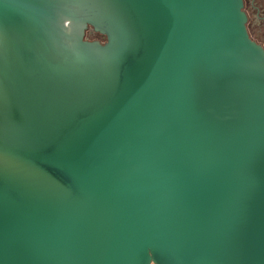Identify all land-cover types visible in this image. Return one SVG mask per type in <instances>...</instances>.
<instances>
[{
  "label": "water",
  "instance_id": "95a60500",
  "mask_svg": "<svg viewBox=\"0 0 264 264\" xmlns=\"http://www.w3.org/2000/svg\"><path fill=\"white\" fill-rule=\"evenodd\" d=\"M242 6L0 0V264H264Z\"/></svg>",
  "mask_w": 264,
  "mask_h": 264
},
{
  "label": "flooded vegetation",
  "instance_id": "af4514ba",
  "mask_svg": "<svg viewBox=\"0 0 264 264\" xmlns=\"http://www.w3.org/2000/svg\"><path fill=\"white\" fill-rule=\"evenodd\" d=\"M242 4L248 35L264 50V0H242Z\"/></svg>",
  "mask_w": 264,
  "mask_h": 264
},
{
  "label": "rangeland",
  "instance_id": "374dc122",
  "mask_svg": "<svg viewBox=\"0 0 264 264\" xmlns=\"http://www.w3.org/2000/svg\"><path fill=\"white\" fill-rule=\"evenodd\" d=\"M88 38L89 39H99L100 41L104 40V38L98 33H93L91 35H88Z\"/></svg>",
  "mask_w": 264,
  "mask_h": 264
}]
</instances>
